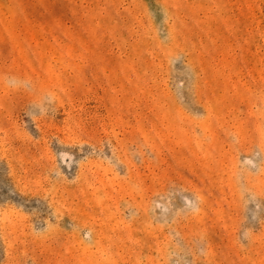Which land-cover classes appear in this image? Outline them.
I'll return each mask as SVG.
<instances>
[{"label":"rangeland","instance_id":"1","mask_svg":"<svg viewBox=\"0 0 264 264\" xmlns=\"http://www.w3.org/2000/svg\"><path fill=\"white\" fill-rule=\"evenodd\" d=\"M0 264H264V0H0Z\"/></svg>","mask_w":264,"mask_h":264}]
</instances>
